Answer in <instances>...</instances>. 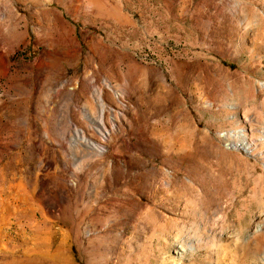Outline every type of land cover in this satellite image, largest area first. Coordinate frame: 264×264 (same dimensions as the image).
Segmentation results:
<instances>
[{"label":"rangeland","instance_id":"rangeland-1","mask_svg":"<svg viewBox=\"0 0 264 264\" xmlns=\"http://www.w3.org/2000/svg\"><path fill=\"white\" fill-rule=\"evenodd\" d=\"M0 264H264V0H0Z\"/></svg>","mask_w":264,"mask_h":264},{"label":"bare ground","instance_id":"bare-ground-1","mask_svg":"<svg viewBox=\"0 0 264 264\" xmlns=\"http://www.w3.org/2000/svg\"><path fill=\"white\" fill-rule=\"evenodd\" d=\"M119 99H120V97L117 96V101ZM97 102L99 104V115L97 117L98 120H99V122L97 124V127H98L97 130L98 129L99 130H103V128H104V126L106 124L105 123L106 115H108L107 114V110H106V106L104 104V88L103 87H100L99 95H98V98H97ZM87 117L91 118V115L88 113ZM68 120H70V122H72L70 118H68ZM76 128L77 127L74 124L71 123V129H72L71 131H73V132L70 135L69 134L67 135L66 133L62 132V135L66 136V137H69V138L72 137V136H74V138H76L77 136H79L80 134H82L84 136L83 137V139H84V143L83 144L84 145L88 146L89 148H96V147L99 148V142L97 140L91 139L88 136V132H89L88 130H86L85 128H77V129ZM58 129H60L59 126H58ZM242 131H241V134L243 135V132ZM46 132L49 134L50 129L47 128L46 129ZM33 133H35V132H33ZM242 145H243V147L247 148L246 147L245 140H243V144ZM10 146H11V144H10ZM36 149H37V151H38L39 154H42V146L41 145L39 147L37 146Z\"/></svg>","mask_w":264,"mask_h":264}]
</instances>
